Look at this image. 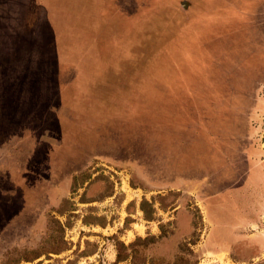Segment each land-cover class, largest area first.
I'll use <instances>...</instances> for the list:
<instances>
[{
  "label": "rangeland",
  "instance_id": "obj_1",
  "mask_svg": "<svg viewBox=\"0 0 264 264\" xmlns=\"http://www.w3.org/2000/svg\"><path fill=\"white\" fill-rule=\"evenodd\" d=\"M101 2L0 0V264H264V0Z\"/></svg>",
  "mask_w": 264,
  "mask_h": 264
},
{
  "label": "crops",
  "instance_id": "obj_2",
  "mask_svg": "<svg viewBox=\"0 0 264 264\" xmlns=\"http://www.w3.org/2000/svg\"><path fill=\"white\" fill-rule=\"evenodd\" d=\"M52 0V33L54 34L53 37L55 36V38L60 39V38H64L65 37V33L66 32H70L72 30V27L69 25L68 22V16H69V11H70V7L75 6V13L76 15H80V21L82 23L83 21V16L85 18V16L87 17L88 15H92L94 12L90 13V8H88L86 6V3L88 1H91L94 5L95 4H101V0H97V3H94V0ZM109 3H111V5H115L119 4L121 0H106ZM109 5V4H108ZM264 7V5H263ZM107 8V7H106ZM94 8L91 9V11ZM258 14H259V10H258ZM71 15V13H70ZM88 19V17H87ZM250 23H253L252 21H249ZM257 22V21H256ZM83 25V24H82ZM82 25H78V28H81ZM78 32V31H77ZM83 33V32H81ZM249 163L251 165L252 163V159H251V155L249 152ZM251 181V177L248 176L247 180L245 181L247 184H249Z\"/></svg>",
  "mask_w": 264,
  "mask_h": 264
},
{
  "label": "trees",
  "instance_id": "obj_3",
  "mask_svg": "<svg viewBox=\"0 0 264 264\" xmlns=\"http://www.w3.org/2000/svg\"><path fill=\"white\" fill-rule=\"evenodd\" d=\"M77 177L78 176H75V178H77ZM75 178H74V181L76 180ZM144 201H146V200H144ZM143 203L144 202H142V204H141L142 210H144ZM146 219L147 220H153L151 215H147ZM159 227H160L161 233H163L164 232V226L162 224H160ZM152 239H154V236H152V235H150V236L148 235L145 238L137 237L128 246H126L123 242H121L117 239L114 240V244H115L116 250H117L116 259H115L114 263L117 264L119 262L129 261L130 264H155L154 262H152V260L146 261L145 259H143V260H141V262L136 261V256H135V253L133 250V247L135 245H137L138 243H146L147 241L152 240ZM127 250L129 252H127ZM190 253H192L191 250H190ZM47 264H52V263H47ZM158 264H192V263L189 261V259L184 261L182 259H179V257H177L173 262L161 261Z\"/></svg>",
  "mask_w": 264,
  "mask_h": 264
}]
</instances>
